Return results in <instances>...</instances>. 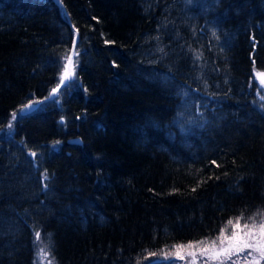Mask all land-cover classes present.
Here are the masks:
<instances>
[{
	"label": "trees",
	"instance_id": "16d2710c",
	"mask_svg": "<svg viewBox=\"0 0 264 264\" xmlns=\"http://www.w3.org/2000/svg\"><path fill=\"white\" fill-rule=\"evenodd\" d=\"M59 1L0 0V131L40 101L0 140V264H147L264 215V0Z\"/></svg>",
	"mask_w": 264,
	"mask_h": 264
},
{
	"label": "rangeland",
	"instance_id": "374dc122",
	"mask_svg": "<svg viewBox=\"0 0 264 264\" xmlns=\"http://www.w3.org/2000/svg\"><path fill=\"white\" fill-rule=\"evenodd\" d=\"M56 3L59 5L61 12L65 15V10L64 7L62 6L61 2L59 0H55ZM77 40V32L74 31V42H76ZM72 56V60H73V64H72V70L74 72V75L71 77V79L65 81V85H68L70 83H73L71 86L76 87L79 86L78 82H74L76 80V73H75V65H76V52L74 50V46L71 49V51L67 54V56ZM66 56V57H67ZM65 57V58H66ZM63 58L62 60V68H61V72L59 75V79H58V83L57 85L54 87L56 88L59 84L60 81V77L61 74L63 72V67L66 64V59ZM257 73H264V70L262 71H253V81L255 82L258 90H257V98L259 101H264V86H262L259 83V80L257 78ZM64 86H61L60 89ZM52 92V90L50 91V93ZM50 93L48 95L49 100H54L55 98L58 97L59 92L55 95V96H50ZM191 94L188 92H185L182 97H189ZM202 102H194L192 100H189L187 102H182L181 104V108H180V112L178 113V117H177V122H178V118L180 119V123L184 124L186 127L191 128V127H198V126H202L203 124V116L200 112L199 107ZM31 104L32 108L31 109H26L24 106ZM40 105V101L39 103L37 101H33V102H29L27 104H24L23 106H21L16 112V117L17 118L18 115H22V114H27L30 113L34 110L37 109V107ZM13 114L10 116L8 123L4 126V128H2V130L0 131V140H8L6 136L10 135L12 127H13ZM9 124H11V127H9ZM186 130V129H185ZM2 133H4V135H1ZM4 136V137H1ZM9 141V140H8ZM23 150V148H21V151ZM262 218H264V215L261 216H257L255 217L256 222L258 223ZM248 223H251V220L247 221ZM245 222L241 221V224H243ZM222 229H226L225 235H230L232 232V227L228 225H225ZM221 235V231L219 232L218 236L210 239V240H204V241H208L209 243L212 241H217V238ZM198 243V242H196ZM195 244V243H193ZM217 244L219 245V242L217 241ZM187 245V244H185ZM44 250L46 253V249L45 247L38 245L37 246V251H36V257H35V264H49V261H51V264H54L53 261L50 259L49 254L47 253V258H45L42 254H41V250ZM195 255H189L188 254V250H181V255L184 257L183 259H180L176 256V248L173 247L171 249L165 250L163 253L158 254L153 256V258L147 263V264H221L220 260H210L208 259L206 256L201 255L199 250H192ZM253 255H257L255 253H251L250 250H245L244 252H241L239 254H233L231 256V259L226 260L224 262V264H252V256ZM260 264H264V260L260 261Z\"/></svg>",
	"mask_w": 264,
	"mask_h": 264
},
{
	"label": "snow or ice",
	"instance_id": "6c2138e0",
	"mask_svg": "<svg viewBox=\"0 0 264 264\" xmlns=\"http://www.w3.org/2000/svg\"><path fill=\"white\" fill-rule=\"evenodd\" d=\"M66 64L63 67V72L60 77L59 84L56 88L52 89L50 96H55L61 86H64L65 81L71 79L74 75L72 70V56H67ZM257 78L259 83L264 86V73H257ZM26 109H31L32 105L28 104L24 106ZM16 113H13V119H15ZM11 127V124H9ZM56 143H59L57 141ZM31 155L35 156L36 153ZM195 191V189H193ZM251 223L245 222L241 224L244 220L243 216L237 217L235 222L233 220L228 221V225L232 227V232L230 235H225L226 229L221 230V235L217 238V241H200L198 243H189L187 245H177L176 256L180 259L184 257L181 255V250H188V254L194 256L195 253L192 251L194 249L199 250L201 255L206 256L210 260H220L221 264H224L226 260L231 259L233 254H239L245 250H250L251 253L258 254L252 256V264H260L261 260H264V218H262L258 223L255 218H250ZM37 240L40 239V233H36ZM41 254L47 258V253L42 249ZM51 264V261H49Z\"/></svg>",
	"mask_w": 264,
	"mask_h": 264
},
{
	"label": "water",
	"instance_id": "95a60500",
	"mask_svg": "<svg viewBox=\"0 0 264 264\" xmlns=\"http://www.w3.org/2000/svg\"><path fill=\"white\" fill-rule=\"evenodd\" d=\"M69 145H80L81 141L79 139H70L67 141Z\"/></svg>",
	"mask_w": 264,
	"mask_h": 264
}]
</instances>
